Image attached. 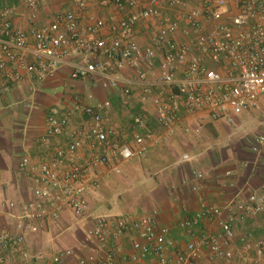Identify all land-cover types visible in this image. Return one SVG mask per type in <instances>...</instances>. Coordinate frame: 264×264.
I'll use <instances>...</instances> for the list:
<instances>
[{
  "label": "built area",
  "instance_id": "1",
  "mask_svg": "<svg viewBox=\"0 0 264 264\" xmlns=\"http://www.w3.org/2000/svg\"><path fill=\"white\" fill-rule=\"evenodd\" d=\"M93 0H72L74 8L58 13L42 25L18 29L12 9L0 10V94L26 79L44 81L68 63L70 50L84 55L82 63H69L70 79L101 80L105 89L120 88L127 102L140 86V98L154 126L174 133L183 116L205 114L215 121L232 123L234 117L258 107L264 95V0H111L119 10L132 12L107 22L99 19L89 36L80 30L81 12ZM234 1V12L227 13ZM33 23L42 0H22ZM171 8L164 11V7ZM158 21L153 42L142 46L136 29L143 22ZM95 53L103 58L93 57ZM130 65L134 78L118 72ZM77 103L78 98H75ZM112 102L77 106H52L46 110L44 129L33 140L37 153L24 154L18 164L28 181L32 198L10 202L12 227L0 224V264L16 255L19 264H202L207 254L226 264H264V237L245 227L264 214V183L249 194L229 199L225 208L217 201L204 205L179 222L182 231L214 223L219 232L193 236L176 256L172 229L160 221L157 209L140 215L97 216L83 228L87 241L97 245L96 255L77 257L71 247L53 253L32 251L27 243L41 238L44 227L70 211L86 214V186L99 176L119 172L135 156H145L163 134L149 128V117L135 114L131 133L110 118ZM264 133L256 136L252 151L264 163ZM224 209L227 216L222 217ZM1 222V221H0ZM131 240L132 252L123 249Z\"/></svg>",
  "mask_w": 264,
  "mask_h": 264
},
{
  "label": "crops",
  "instance_id": "2",
  "mask_svg": "<svg viewBox=\"0 0 264 264\" xmlns=\"http://www.w3.org/2000/svg\"><path fill=\"white\" fill-rule=\"evenodd\" d=\"M230 3L227 17H230L235 10V2L231 1ZM74 6L72 0H42L38 17L34 23L29 8L22 0H7L2 4L0 10L4 7H10L12 9L13 25L18 29L28 30L33 24L42 25L47 23L58 13L72 9ZM163 10L166 12L170 11L171 8L165 6ZM131 12L130 7H126L124 10L117 9L111 0H93L89 3L88 8L81 12L80 30L83 35L89 36L96 22L99 19H104L107 24L102 29L101 34L107 35L110 32L111 19L120 20ZM158 27V21L139 24L136 29V38L139 43L142 46L151 44ZM97 57L103 58V55L99 54ZM85 59L84 55L71 49L68 63L57 67L50 78L44 81L26 79L16 82L11 84L8 92L0 94V116L7 110L8 105L15 100H22L25 103L24 109L28 112V121L20 128L22 141L18 146L15 147V145L6 143L1 136L3 131H0V224L2 226L12 227L14 224L15 218L11 216L8 208L10 202L21 204L23 201L32 198L28 181L20 172L18 164L24 154L31 153L35 155L38 152L33 140L44 129L47 109L57 105L70 109L77 106L99 105L109 99L112 102L110 118L118 122L124 132L126 127L130 133L131 118L139 113L147 115L143 108L145 104L140 98L142 92L140 86H136L134 89L135 95L124 102L120 88L105 89L101 84V80L94 83L93 80L89 79L78 81L70 79L69 63H82V60L84 62ZM118 74L121 77L134 78L136 70L127 65ZM34 83H37V85L35 86ZM72 87L75 88L78 95L74 94V91L71 90ZM27 89L29 92H25ZM24 95H27L26 100ZM75 98H78V103ZM151 112L150 110L147 115L150 118L149 128L153 129L152 131L155 133L163 134L158 143L167 139L166 144L174 157L176 169L175 172L168 173L167 179L161 182L160 186L153 191L147 200L139 204L135 215H140L152 209L159 211L161 223L172 229L171 237L176 243V248L172 251L174 257L193 236L204 232H219V228L214 223H204L197 229L182 231L179 228V222L185 217L193 216L206 204L218 201L225 208V204L229 199L245 196L252 190L261 187L264 181L259 174L261 169L258 170L257 167L264 165V163L262 162V156L253 151L245 153L242 150H237L238 162L235 165L224 166L218 161L221 167L214 163V168L208 174H201L190 165L191 151L195 150L196 141L199 140L198 137L192 135L194 132L198 133L202 139L208 138V134L217 135L216 121L205 114L184 115L182 123L179 124L174 133L164 134L159 127H153L154 117ZM240 117L241 114L235 116L233 122L239 120ZM261 133H264V127ZM170 136L171 139L168 138ZM165 150L163 149L160 152L164 153ZM248 154L254 158H249ZM262 154L264 155V150ZM238 163L244 165L242 167H244L245 174L240 173L243 170L242 167H238ZM251 168L253 170L257 169L258 172L253 173ZM66 213L61 217V220L46 225L41 238L29 241L27 247L32 251L42 249L48 254L53 253L59 247H71L76 250L77 257L96 255L97 245L87 241L83 233V228L91 225L95 217L88 209L84 216L76 217L77 222L74 227ZM226 216L227 210L224 209L222 217L225 218ZM244 228L253 231L257 236L264 237V214L256 219L249 220ZM65 232H74L77 238L75 240L70 239L65 235ZM122 245L126 253L132 252L130 239H124ZM6 258L8 264H19L20 262L16 255H7ZM217 262L218 260L211 259L209 254L205 255L202 260V264H216ZM223 263L226 264L225 261ZM30 264L41 263L33 261ZM67 264H77V259H73Z\"/></svg>",
  "mask_w": 264,
  "mask_h": 264
},
{
  "label": "rangeland",
  "instance_id": "3",
  "mask_svg": "<svg viewBox=\"0 0 264 264\" xmlns=\"http://www.w3.org/2000/svg\"><path fill=\"white\" fill-rule=\"evenodd\" d=\"M6 1L0 0V8ZM93 82L98 83L99 79L93 80ZM92 83L90 84L92 85ZM34 84L37 85V83ZM71 90L75 95H78L75 88L72 87ZM25 92H29L28 89ZM26 96L24 95L25 100ZM24 104L22 100H15L0 116V131H3L1 136L6 143L15 145V147L22 141L20 128L28 121V112L24 109ZM216 124L217 135L208 134L206 139L200 138L195 132L192 135L198 137L199 140L196 141L195 150L191 151L190 165L201 174H208L214 168V163L219 167H221L219 162L224 166L235 165L238 162L237 150H242L245 153L252 152L256 136L264 127V95L260 96L258 107L244 111L239 120L233 123L216 121ZM125 132L129 133L130 131L125 127ZM166 141L167 139L150 147L146 156H135L124 161L119 166V172L104 173L95 183L86 186L88 209L93 217L135 214L137 212L139 204L147 200L161 182L167 179V174L175 172L174 157L168 150ZM163 149H166L165 152H160ZM248 155L249 158H254L250 154ZM242 166L244 165L238 163L239 168ZM259 168L261 169L259 174L264 181V165L257 167L258 170ZM243 169L244 167H242ZM251 169L253 173L258 172L257 169ZM240 173L245 174L244 170ZM66 214L75 227L76 217L70 211H67ZM65 235L73 240L77 238L74 232H65ZM216 264L224 263L218 261Z\"/></svg>",
  "mask_w": 264,
  "mask_h": 264
},
{
  "label": "trees",
  "instance_id": "4",
  "mask_svg": "<svg viewBox=\"0 0 264 264\" xmlns=\"http://www.w3.org/2000/svg\"><path fill=\"white\" fill-rule=\"evenodd\" d=\"M99 55V53H95L94 55H92V56H94V57H97Z\"/></svg>",
  "mask_w": 264,
  "mask_h": 264
}]
</instances>
